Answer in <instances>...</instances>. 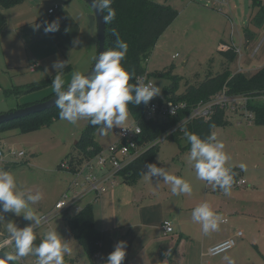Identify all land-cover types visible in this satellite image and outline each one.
<instances>
[{
  "label": "crops",
  "instance_id": "obj_1",
  "mask_svg": "<svg viewBox=\"0 0 264 264\" xmlns=\"http://www.w3.org/2000/svg\"><path fill=\"white\" fill-rule=\"evenodd\" d=\"M55 6L58 8L54 9ZM51 9L54 11L50 12ZM4 12L7 24L0 34V56L7 66H3L7 68V73L13 72V74H9V84L4 83V85L0 82V96L6 90L35 82L31 80L55 75L52 64L56 60H68L66 67L68 70L64 72L66 84L70 82L76 71L86 73L94 63V57L97 55V51L93 53L96 34L91 33L88 15L92 9L85 1L24 0L22 3L5 8ZM53 20L59 21V30L45 33V22L51 23ZM36 24L41 25L39 29L35 27ZM226 46L227 44H224L221 49ZM237 49L241 52L240 48ZM238 71L245 72L242 65ZM9 85L11 86L8 87ZM53 93L52 85L30 92H21L16 95L19 99L16 108L42 101ZM0 144L2 145V136H0ZM10 157L16 158L9 153L4 159L0 158V168L12 173V170H24L30 167L27 159L13 163L8 160ZM145 173L146 171L137 178L128 179L123 175L128 184L118 186V183V187L112 188L114 190L110 192L106 191L99 198L94 196L86 198L90 200L88 204H93L95 226L102 233L101 250L95 256V263L91 262V264H104L108 254L121 240L126 241V256L122 264H264V194H256L258 187L253 185L255 191L247 194L231 192L230 196H225L224 193H220L219 197L210 193L191 196L182 194L179 201L172 200L173 208L167 210L166 205L153 202L152 194L139 189L133 197L128 196L135 191L133 184L137 183ZM242 174L243 171L238 169L235 176H243ZM58 177L54 176V182H59ZM70 179L67 176L63 180L64 188L61 196L67 189ZM18 185L25 191L31 188H23L19 183ZM46 187H51L58 197V187L50 185ZM47 189L43 193L42 200L29 205V208L40 217L55 207L54 205L51 209L46 203ZM117 195H121L122 198L116 199ZM99 202L100 204L95 205ZM202 202H208L226 220L221 223L218 231L207 235L203 233L202 226L194 222L191 217L194 207ZM57 217L63 218L56 220ZM166 219L171 220L174 225L171 233H166L162 227ZM9 220L19 227L31 223L25 220L22 214L16 216L11 212L5 213L4 221L0 223V240L8 235L6 224ZM50 229H56L67 239L72 248V255L65 257V264L73 258L76 259L75 264H80L84 253L68 230L64 214L55 216L44 225L40 224L36 229L37 239L34 243L39 245L44 234ZM238 231L242 232V236L236 237ZM232 236L236 239L234 248L216 256L208 253L210 247ZM8 249L10 251L12 245L7 246L3 251L6 252ZM85 256L92 261L89 256L86 254ZM36 259L30 254L14 263L35 264Z\"/></svg>",
  "mask_w": 264,
  "mask_h": 264
},
{
  "label": "rangeland",
  "instance_id": "obj_2",
  "mask_svg": "<svg viewBox=\"0 0 264 264\" xmlns=\"http://www.w3.org/2000/svg\"><path fill=\"white\" fill-rule=\"evenodd\" d=\"M153 1L166 3L179 12L177 18L158 39L147 61V70L151 79L161 88L160 95L173 80L177 81V92L181 93L185 89L187 79L194 77L195 74H199V78L204 79L209 70L217 72L224 60L219 52L224 44L235 45L241 49V52L237 49V58L230 65L231 72L238 71L241 65L245 72L264 65V24L260 27L250 25L254 36L249 43L246 38L245 29L250 24L254 0ZM225 1L226 4H224ZM262 1L264 2V0ZM95 38L93 53L97 51V37ZM3 66L6 65L0 56V82L9 84V74H13V72L8 74L7 68ZM171 66L174 67L172 75L156 74ZM45 77L42 76L31 81H39ZM15 78L17 79V77ZM16 95L9 93V90L2 93L0 115L16 109L19 101ZM257 102L262 101L257 99ZM225 121V125L216 126L212 133H215L217 139L225 144V151L231 157L228 162L229 166L237 167L240 170L241 163L247 166L246 170H242L243 176L237 175L235 178H244L249 184L242 187L233 183L231 192L247 194L255 191L252 187L255 185L258 187L256 194H264V124L256 123V121L249 123L243 115L229 110ZM88 123L87 119H81L77 124L72 125L59 119L52 125L36 131L20 133L19 130L13 129L0 133L2 147L6 153L9 150H16L24 151L27 154L23 160H17L14 157L8 159L13 163L27 159L30 165L24 170H12L17 182L23 188L31 187L29 191L33 193L37 190L44 193L48 188L46 203L49 208L54 207L59 200L64 188L63 180L67 176L69 179L71 178V174L62 168V164L75 155L77 142ZM131 124H136V120L129 114L124 125ZM117 129L114 127L113 130L107 131L105 134H101L98 129L96 143L104 149L108 148L116 140ZM182 145L181 148L177 142L170 139L160 141L153 163L163 167L170 174L181 176L189 181L192 185V192L185 195L210 193L217 194L216 197L221 196L222 190L219 188L213 190L212 186L208 187L206 181L197 178L194 168L188 162L190 143L184 138ZM54 176L60 178L59 182H54ZM128 177L129 175L125 174V178ZM125 178H119L118 186L128 184ZM49 185L58 187V197L51 187H46ZM133 185L135 191L128 194L129 197H133L134 193L137 194L139 191L152 194L153 202L166 205L167 210L173 208L172 200L177 202L181 198L180 195L176 196L171 193V186L165 184L162 178H148L146 173ZM138 189L139 191H137ZM112 190L114 189H109V192ZM115 197L116 199L122 198L121 195ZM89 201L86 199L81 205L84 207ZM98 204L100 202L95 203V205ZM62 218L57 217L56 220ZM91 262L85 254L80 260V264H91Z\"/></svg>",
  "mask_w": 264,
  "mask_h": 264
},
{
  "label": "clouds",
  "instance_id": "obj_3",
  "mask_svg": "<svg viewBox=\"0 0 264 264\" xmlns=\"http://www.w3.org/2000/svg\"><path fill=\"white\" fill-rule=\"evenodd\" d=\"M113 0H92L93 6L101 13L107 10L105 22L115 18V10L111 7ZM40 24H36L37 29ZM59 21L45 22L44 31L59 30ZM116 36L115 47L102 51L94 57V66L91 73L76 71L70 82L66 84L64 69L68 60H56L52 68L56 74L51 80L55 95L56 106L59 109V118L75 125L81 119H87L91 125L97 126L101 134L125 124L128 115V105H148L153 97L160 95L161 88L152 81L136 78L124 66L123 61L128 52V43ZM47 71V70H46ZM135 79V83L130 81ZM180 130L190 143L188 162L194 168L198 179L212 185L213 190L219 188L225 196L231 195L234 183V173L228 162L230 155L225 151V144L217 139L215 133L202 139L195 133L187 130L180 124ZM246 170V165H239ZM148 178H162L165 184L170 185L173 195L190 194L192 185L181 176L170 174L163 167L155 163L146 165ZM43 199V193L25 191L18 185L16 177L9 171L0 168V223L4 221L5 213L23 215L25 220L31 221L25 227H19L9 220L6 224L7 237L0 240V264H14L21 258L34 255L35 264H65V257L72 255V248L56 229L48 230L39 245L36 229L41 224L42 217L29 208ZM192 220L202 226L205 235L218 231L221 223L226 222L221 214L216 212L208 202L198 204L191 213ZM12 245L10 251L3 249ZM167 253H165L166 255ZM126 256V241H118L114 250L107 256L104 264H122Z\"/></svg>",
  "mask_w": 264,
  "mask_h": 264
},
{
  "label": "trees",
  "instance_id": "obj_4",
  "mask_svg": "<svg viewBox=\"0 0 264 264\" xmlns=\"http://www.w3.org/2000/svg\"><path fill=\"white\" fill-rule=\"evenodd\" d=\"M24 0H0V34L5 29L7 19L4 10L1 7L8 8ZM115 10V18L107 22L106 29V50L115 47L116 36L113 33H118L119 37L126 41L129 45L127 55L123 61L125 68L134 73V76H147L151 78L147 70V61L155 48L158 39L166 31V29L177 18L179 12L166 3H158L153 0H113L112 6ZM256 9V11H254ZM107 15V10H104ZM249 25H247L246 38L247 43L253 39V32L250 25L260 27L264 24V2L262 0L253 1V12L250 15ZM223 56V61L220 69L217 72L209 70L204 79L199 78V74L187 79L185 89L178 93V83L173 80L163 92V96L167 99L185 101L191 107L201 101H207L225 85L230 92L242 93L250 95H259L264 88V66L252 72H231L230 65L237 58V48L234 45L227 44V48L219 50ZM68 68L64 69V72ZM174 67L165 68L156 74L161 76L172 75ZM53 76L35 81L23 86L9 90V93L19 94L21 92H30L52 85ZM135 83V79L130 81ZM50 95L48 98H50ZM47 99V98H46ZM29 105V104H28ZM27 106V105H24ZM23 107V106H21ZM143 103L139 106L134 104L128 105L129 114H131L136 123L143 130L142 140L153 143L143 155L137 159L126 171L128 178L139 177L146 171V165L154 162L155 154L159 148L158 138L164 134L171 126L181 120V115L177 118L169 119H147ZM249 108L255 114L256 123L264 124V104L257 100L249 103ZM227 110L217 108L213 115L208 118L196 119L186 125L188 131L197 134L202 139L207 138L216 126L225 125V117ZM59 109L55 105L50 109L42 112L33 113L23 117L14 118L12 120L0 124V133L8 130H19L20 133H27L39 130L43 127L52 125L59 120ZM99 127L88 123L84 129L80 140L76 145V153L69 158L71 163H80L84 158H89L95 155L102 149L96 143V132ZM183 132L179 129L178 132L167 137L175 141L182 148L184 139ZM234 177L238 168L231 167ZM126 178V179H128ZM93 204L90 203L84 206L79 212L64 214L66 224L70 233L75 237L82 248V252L92 259L95 263V256L101 250L102 233L99 231L94 222ZM76 259L73 258L66 264H75Z\"/></svg>",
  "mask_w": 264,
  "mask_h": 264
},
{
  "label": "built area",
  "instance_id": "obj_5",
  "mask_svg": "<svg viewBox=\"0 0 264 264\" xmlns=\"http://www.w3.org/2000/svg\"><path fill=\"white\" fill-rule=\"evenodd\" d=\"M55 6L54 9H57ZM51 9L50 12H53ZM145 81H152L147 76H139ZM261 100L264 104V88L259 95H250L230 92L225 85L207 101H201L191 107L185 101H174L167 99L163 94L153 97L145 107L144 116L147 119H169L181 115V120L171 126L162 134L156 142L163 141L172 134L178 132L180 124L186 126L196 119L208 118L217 108L239 113L250 123L255 120V114L249 108V103ZM116 140L108 148H102L95 155L84 158L80 163H71L69 160L62 164V168L71 174L68 186L61 198L56 202L55 207L48 213L42 215L41 225L50 222L55 216L65 213L79 212L83 206L82 202L88 196L99 198L102 194L119 183V178L125 175L127 169L139 159L153 143L143 141L142 127L136 123L123 125L115 132ZM7 153L14 155L17 159L23 160L27 155L24 151L9 150ZM0 144V158L7 155ZM234 183L239 186L247 185L246 179L234 177ZM212 185L208 184V187ZM166 233L174 230L171 220L166 219L162 223ZM242 236V232H236V237ZM235 237H229L209 248L208 253L212 256L220 255L234 248ZM10 246V245H8Z\"/></svg>",
  "mask_w": 264,
  "mask_h": 264
},
{
  "label": "water",
  "instance_id": "obj_6",
  "mask_svg": "<svg viewBox=\"0 0 264 264\" xmlns=\"http://www.w3.org/2000/svg\"><path fill=\"white\" fill-rule=\"evenodd\" d=\"M85 1L92 12L88 15L90 30L92 34H96L97 37V55L98 56L102 51H106V29L107 22L104 20L105 12H99L92 4V0H83ZM1 10H4V7H1ZM95 62V61H94ZM94 66V63L92 64ZM86 73H91V68ZM56 105L55 95L50 98L38 101L27 106L16 108L8 113L0 115V124L14 118L23 117L37 112H42L44 110L50 109ZM15 264V263H14Z\"/></svg>",
  "mask_w": 264,
  "mask_h": 264
}]
</instances>
